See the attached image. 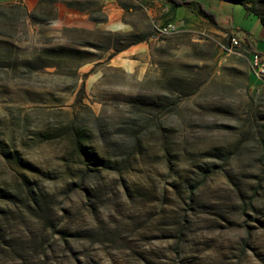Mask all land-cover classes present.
Masks as SVG:
<instances>
[{"label":"rangeland","instance_id":"1","mask_svg":"<svg viewBox=\"0 0 264 264\" xmlns=\"http://www.w3.org/2000/svg\"><path fill=\"white\" fill-rule=\"evenodd\" d=\"M196 1L231 34L166 0L0 3V264H264V23Z\"/></svg>","mask_w":264,"mask_h":264},{"label":"trees","instance_id":"2","mask_svg":"<svg viewBox=\"0 0 264 264\" xmlns=\"http://www.w3.org/2000/svg\"><path fill=\"white\" fill-rule=\"evenodd\" d=\"M166 1L173 6L180 5V6H184L186 8H189L190 10L194 11L200 17L206 19L208 22L212 23L213 25L217 26L218 28H222L223 30H225L226 32L231 34V30L228 29L227 27H224L222 24H220L217 21L215 14L212 13L207 8H205L200 2H198L196 0H166ZM230 1L234 2V3L240 2V3L244 4L248 11L255 12L259 16L260 20L264 23V14L257 12L254 8L255 0H230ZM141 40H143V39H141ZM242 42L245 45H247L249 48L252 47V43L248 38H246L245 40L242 39ZM254 44H255V42H254ZM255 52H257V51H253V55L255 54ZM258 52H260V51H258Z\"/></svg>","mask_w":264,"mask_h":264},{"label":"built area","instance_id":"3","mask_svg":"<svg viewBox=\"0 0 264 264\" xmlns=\"http://www.w3.org/2000/svg\"><path fill=\"white\" fill-rule=\"evenodd\" d=\"M240 39L233 37L232 44H239ZM253 63H254V72L259 77L264 76V54L261 52H255L253 55Z\"/></svg>","mask_w":264,"mask_h":264},{"label":"crops","instance_id":"4","mask_svg":"<svg viewBox=\"0 0 264 264\" xmlns=\"http://www.w3.org/2000/svg\"><path fill=\"white\" fill-rule=\"evenodd\" d=\"M19 1H23L24 3H27L31 6H36L38 3V0H2V1H0V3H10V2H19ZM253 46H254V48H257L256 45L254 44V42H253Z\"/></svg>","mask_w":264,"mask_h":264}]
</instances>
